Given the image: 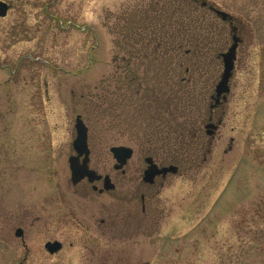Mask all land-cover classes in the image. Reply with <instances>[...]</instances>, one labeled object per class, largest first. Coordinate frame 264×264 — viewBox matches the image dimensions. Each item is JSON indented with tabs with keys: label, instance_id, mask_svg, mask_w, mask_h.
Returning <instances> with one entry per match:
<instances>
[{
	"label": "rangeland",
	"instance_id": "1",
	"mask_svg": "<svg viewBox=\"0 0 264 264\" xmlns=\"http://www.w3.org/2000/svg\"><path fill=\"white\" fill-rule=\"evenodd\" d=\"M2 1L0 264H264V0H207L233 16L242 40L209 155L204 131L194 129L231 31L207 8L193 0ZM153 4L149 16L171 14L169 55L178 65L169 74L157 57L128 62L122 46L130 18ZM77 115L98 173L112 172L109 148L119 145L133 150L130 169L146 155L178 166L144 213L141 190L128 202V178L113 195L71 186ZM53 240L62 249L49 254L44 244Z\"/></svg>",
	"mask_w": 264,
	"mask_h": 264
},
{
	"label": "flooded vegetation",
	"instance_id": "2",
	"mask_svg": "<svg viewBox=\"0 0 264 264\" xmlns=\"http://www.w3.org/2000/svg\"><path fill=\"white\" fill-rule=\"evenodd\" d=\"M223 23H226L230 26L231 41H235L237 43V48H238L242 40L241 37L237 34L236 27L232 25L233 20H227L224 21ZM126 44H127L126 46L123 45V48L126 51L127 55H129V53H132V51L130 50L135 49L137 44H134L133 42L132 43L126 42ZM171 50L173 49L172 48L168 49L167 53L168 54L171 53ZM133 57L134 56L128 57L129 58L128 62H131V59ZM133 59H135L138 66L141 65L137 62V56L134 57ZM217 59L219 60V62L221 61L219 58V54L217 55ZM147 65L150 64L148 63ZM166 73L169 74L170 73L169 70H167ZM219 76L220 75H218L216 81L213 83L210 93H208V95L205 96V99H207V110L205 117L201 121V127L198 129H194L195 131H204V136L206 138L207 145L205 150L207 153L206 152L203 153L204 155L203 161L206 159L205 153L209 155L210 148L214 141V138L216 137L220 129L223 127L224 124L223 118L225 116L227 99L230 93L229 91V93L225 96L223 94L219 96L216 94L215 86L219 80ZM231 79L229 81V89H230ZM230 142H232L231 139ZM75 155L76 153L72 149V154L69 155V157ZM129 159H127L126 162L120 167H117L118 162L114 160L115 163L112 165V172L110 173H98L95 169L89 166V168H91L93 171H95L97 175L100 176L99 179L89 181L87 177H84L76 184H72L71 180L69 179L70 184L72 187L75 188L76 186L84 182L94 193L113 195L114 193H116L117 188H120L121 192H123L122 186L124 185V180L128 178L129 180L128 182L132 184L130 188V192H127V194H129L130 196L126 195L128 197V202L129 201L132 202L133 200H136L137 195L140 193L141 190V194L139 196V203H140V209L144 213L146 210V201L149 198H151V196L156 194L160 190V188L163 187L167 177L171 174V172H167V171L165 172L163 171V169L169 166H176L177 167L176 172H178V166L175 164L159 163L152 156L146 155L143 157L144 164L141 163L130 169L128 165ZM81 160L82 157H79V161ZM89 163H90V153H89ZM98 184L101 187H99ZM21 237H23V231Z\"/></svg>",
	"mask_w": 264,
	"mask_h": 264
},
{
	"label": "water",
	"instance_id": "3",
	"mask_svg": "<svg viewBox=\"0 0 264 264\" xmlns=\"http://www.w3.org/2000/svg\"><path fill=\"white\" fill-rule=\"evenodd\" d=\"M201 5H207L208 9L221 20L232 19V17L228 13L215 8L212 4H208L204 0H202ZM7 10L8 4L4 1H0V18L6 16ZM236 47L237 44L233 43L226 52L220 54L223 63V70L220 76V80L215 87V91L218 96L221 94H227L229 92L228 82L232 75ZM74 129L75 138L72 141V148L75 151L76 155L68 158L69 169L71 172L70 180L72 184H76L84 177H87L89 181L99 179L100 176L97 175L95 171L88 168L89 149L87 147V127L85 126L79 115L75 118ZM110 152L112 153L113 158L118 162L117 167L123 165L126 160L131 157L132 154L131 148L125 146H112L110 148ZM79 157H82L81 161H79ZM163 171L175 173L176 167L169 166L167 168H164ZM15 236H22V230L20 228H17L15 230ZM44 248L49 254H53L60 250L61 243L56 240L48 241L44 244Z\"/></svg>",
	"mask_w": 264,
	"mask_h": 264
},
{
	"label": "trees",
	"instance_id": "4",
	"mask_svg": "<svg viewBox=\"0 0 264 264\" xmlns=\"http://www.w3.org/2000/svg\"><path fill=\"white\" fill-rule=\"evenodd\" d=\"M155 7L156 5L153 4L149 7V10H142L140 17L130 18L129 31L121 34L122 41L124 40L125 46L127 45L126 42L137 44L135 49L130 50L132 53H129L128 56H137L139 64H143V62L146 64V61L147 64H152L155 61V57H157L159 62L157 68L170 71L169 68L172 65H178L176 60L173 61L175 56L167 53L168 49H173V44L177 43L174 42L175 39L169 36L170 34L166 30V27H170L169 18L171 14L169 12L166 14L165 11H158L157 14L149 16L148 12H152ZM188 17L189 12L187 11ZM118 47L120 48V45ZM149 49L150 51H148Z\"/></svg>",
	"mask_w": 264,
	"mask_h": 264
}]
</instances>
